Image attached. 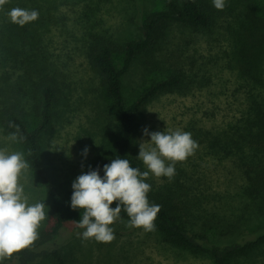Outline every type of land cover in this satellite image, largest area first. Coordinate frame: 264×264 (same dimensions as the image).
I'll use <instances>...</instances> for the list:
<instances>
[{
  "label": "trees",
  "instance_id": "16d2710c",
  "mask_svg": "<svg viewBox=\"0 0 264 264\" xmlns=\"http://www.w3.org/2000/svg\"><path fill=\"white\" fill-rule=\"evenodd\" d=\"M164 4L143 16L139 36L124 43L118 65L113 43L90 35L86 62L109 99L113 124L109 149L95 154L84 172L98 170L103 176V166L112 159H127L130 166L148 171L137 158L138 135L148 107L166 94L187 97L207 88L212 100L221 73L230 72L235 86L226 96L237 97L227 102L235 106V113L220 125L187 121L182 131L191 133L200 154L231 166L223 175L236 179L234 193L221 190L222 185L213 179L216 174L199 167V147L186 161L175 163L171 180L150 173L145 182L151 185L149 203L160 205L154 224L165 241L205 253L213 264H231L264 245V0H225L223 10H217L213 0H165ZM13 8L39 12L33 0H7L0 6V126L11 134L18 126L25 159L44 186L54 221L45 232L47 247L33 244L0 264H39L43 259L70 264L58 247L60 231L68 218L82 229L77 225L84 210L71 208V191L55 185L42 157L41 138L51 126L59 101L53 60L38 31L44 18L19 26L10 20ZM173 28L201 33L207 53L191 39L170 37ZM221 30L226 48L219 51L214 45ZM135 70L141 75L140 83L128 99L125 86L131 88L129 77ZM218 93L219 97L222 90ZM212 108L204 110L206 120L212 118ZM220 200L223 208L215 207ZM210 201L213 205L207 206ZM115 206L114 201L110 207ZM251 216L258 221L254 228L243 225ZM129 219L122 210L116 224Z\"/></svg>",
  "mask_w": 264,
  "mask_h": 264
},
{
  "label": "rangeland",
  "instance_id": "374dc122",
  "mask_svg": "<svg viewBox=\"0 0 264 264\" xmlns=\"http://www.w3.org/2000/svg\"><path fill=\"white\" fill-rule=\"evenodd\" d=\"M33 1L39 7V18H44L38 31L47 42L46 49L53 60L59 88V101L53 111L51 126L41 138L42 157L48 171L54 176L55 185L60 190H69L72 193L73 180L84 172L91 158L100 150L109 149L113 124L109 99L103 94L97 78L90 72L86 62L85 47L90 35L98 34L113 43L114 61L118 65V56L124 43L139 36L138 25L143 16L164 7L165 0ZM174 36H177V39L183 36L191 39L195 46H204L201 52L207 53V43L203 42L201 33L173 28L170 37ZM214 46L219 51L225 50L223 30ZM137 72L135 70L129 77L131 88L129 85L125 86L129 89L126 94L128 99L134 96V89L140 83L141 75ZM233 86L235 82L231 73L222 72L220 82L214 84L217 101L216 95L211 100L208 88L204 93L195 92L193 96H160L147 109L144 125L138 135L139 146L142 143L146 149L155 147L150 141V135L144 134L145 128L149 132L168 133L182 131L190 120L200 121V124L205 126L222 124L236 110L234 105L227 104L237 99L226 96L230 95ZM220 90L222 93L218 97ZM211 107L213 116L206 120L204 110L208 111ZM10 134L0 126V150H6L9 154L21 152L24 155L20 141L9 139ZM85 147L88 149L86 156L82 154ZM199 152L200 147L199 167L205 168L208 173L216 174L213 179L216 184L222 185L221 190L227 191L228 194L234 193L232 189L237 187L236 179L223 175L226 167L229 169L231 166L228 163L212 161ZM19 182L24 186L29 205L39 202L46 205V219L41 221L37 229L38 239L33 244L47 247L50 243L45 241V232L52 226L54 213L44 186L29 167L22 172ZM221 203L222 200L214 206L219 207L217 205L220 204L223 208ZM212 205L213 201H210L207 206ZM256 223L258 221L251 216L246 218L243 225L254 228ZM76 224V220L68 218L61 228L58 241L59 250L70 264H213L205 253L196 254L172 245L157 231L146 232L142 228L128 227V222L116 224L115 221L110 225L115 234L111 243L97 242L94 238L83 239L84 229H77ZM39 264L52 263L49 259H43ZM231 264H264V245L252 249L245 256L233 259Z\"/></svg>",
  "mask_w": 264,
  "mask_h": 264
},
{
  "label": "clouds",
  "instance_id": "9594fccd",
  "mask_svg": "<svg viewBox=\"0 0 264 264\" xmlns=\"http://www.w3.org/2000/svg\"><path fill=\"white\" fill-rule=\"evenodd\" d=\"M7 0H0V6ZM217 10L225 8V0H213ZM11 22L24 26L39 18L36 10L13 8L9 12ZM12 126V125H10ZM17 131L10 134L12 141L23 140ZM155 145L146 149L140 143L137 158L142 160L148 171H140L130 166L127 159H112L103 166L104 175L98 170H89L79 174L72 182L70 206L83 209L78 227L84 229L83 239L94 238L97 242L111 243L115 239L110 225L120 219L123 210L129 216L128 227L142 228L146 232L155 231L154 221L160 211V205L150 204L147 194L151 185L145 182L150 173L155 177H167L171 180L175 174V163L186 161L199 147L191 133L180 130L174 132L144 130ZM87 147L82 154L87 155ZM29 164L23 153H8L0 150V261L11 259L14 253L29 248L38 239L37 229L46 219L45 204H28L24 186L19 182L23 171ZM115 207H110L113 202Z\"/></svg>",
  "mask_w": 264,
  "mask_h": 264
}]
</instances>
